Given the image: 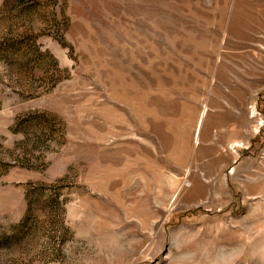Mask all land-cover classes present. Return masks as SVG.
I'll return each instance as SVG.
<instances>
[{
    "label": "rangeland",
    "instance_id": "rangeland-1",
    "mask_svg": "<svg viewBox=\"0 0 264 264\" xmlns=\"http://www.w3.org/2000/svg\"><path fill=\"white\" fill-rule=\"evenodd\" d=\"M239 1L0 0V264H264Z\"/></svg>",
    "mask_w": 264,
    "mask_h": 264
},
{
    "label": "bare ground",
    "instance_id": "bare-ground-1",
    "mask_svg": "<svg viewBox=\"0 0 264 264\" xmlns=\"http://www.w3.org/2000/svg\"><path fill=\"white\" fill-rule=\"evenodd\" d=\"M242 2H244L245 4H243ZM248 2L245 0H240L234 8L233 11V15H232V26L233 27H237L238 30L239 28L241 29H249L252 27V23L255 22V16L253 15V12L251 10H249V6H248ZM251 11V12H250ZM261 14L264 17V10H261ZM262 24V23H260ZM264 24V21H263ZM208 129L205 128L204 131V135L208 136ZM204 136V137H205ZM195 189L194 190H198L200 192H203L205 190V188L201 185V184H195Z\"/></svg>",
    "mask_w": 264,
    "mask_h": 264
}]
</instances>
